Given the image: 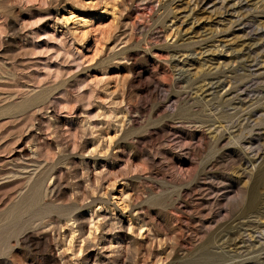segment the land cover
I'll return each instance as SVG.
<instances>
[{
    "label": "rangeland",
    "instance_id": "374dc122",
    "mask_svg": "<svg viewBox=\"0 0 264 264\" xmlns=\"http://www.w3.org/2000/svg\"><path fill=\"white\" fill-rule=\"evenodd\" d=\"M0 264H264V0H0Z\"/></svg>",
    "mask_w": 264,
    "mask_h": 264
},
{
    "label": "bare ground",
    "instance_id": "6f19581e",
    "mask_svg": "<svg viewBox=\"0 0 264 264\" xmlns=\"http://www.w3.org/2000/svg\"><path fill=\"white\" fill-rule=\"evenodd\" d=\"M73 235H74V233H73ZM70 236V238L67 240V242H66V245L67 246H69L70 244H71V242H72V238H73V236L70 234L69 235ZM70 247V246H69ZM69 249V248H68Z\"/></svg>",
    "mask_w": 264,
    "mask_h": 264
}]
</instances>
